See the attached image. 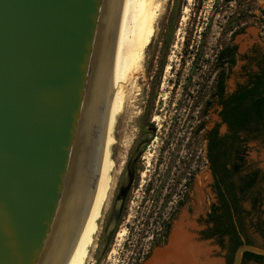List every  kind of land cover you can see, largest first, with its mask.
<instances>
[{"label": "water", "instance_id": "water-1", "mask_svg": "<svg viewBox=\"0 0 264 264\" xmlns=\"http://www.w3.org/2000/svg\"><path fill=\"white\" fill-rule=\"evenodd\" d=\"M114 1L0 0V264H65L79 238L100 174ZM239 234L229 264L264 255Z\"/></svg>", "mask_w": 264, "mask_h": 264}, {"label": "rangeland", "instance_id": "rangeland-1", "mask_svg": "<svg viewBox=\"0 0 264 264\" xmlns=\"http://www.w3.org/2000/svg\"><path fill=\"white\" fill-rule=\"evenodd\" d=\"M159 4L140 68L131 77L133 83L126 84L112 126L109 182L81 264H144L157 247L167 244L180 218L193 224L194 238L207 247L210 264H227V237L221 241L203 237L207 212L216 201L204 135L214 124L220 134L227 130L219 120V105L211 98L220 70L215 55L226 43L236 45V64L226 70V93L260 70L264 0H159ZM240 135L246 139L247 164L264 170V133ZM137 152L131 183L108 232L126 165ZM179 199L184 204L176 207ZM242 204L250 210L248 199ZM172 211L164 244L153 247L149 258L142 260ZM250 218L256 221L255 211L245 217L247 234L254 244L264 246V236L249 225ZM242 264H264V259Z\"/></svg>", "mask_w": 264, "mask_h": 264}, {"label": "trees", "instance_id": "trees-1", "mask_svg": "<svg viewBox=\"0 0 264 264\" xmlns=\"http://www.w3.org/2000/svg\"><path fill=\"white\" fill-rule=\"evenodd\" d=\"M229 1V0H225ZM215 64L219 66L211 98L219 105L218 116L226 124V132L220 134L218 125L214 124L204 135L205 156L215 180L216 201L211 203L207 212V227L203 237H217L219 241L227 237V264L233 257L235 248L241 243L239 232L246 242L254 243L247 234L245 217L251 210L255 211L256 221L250 218L249 225L264 236L263 197L256 204L249 200L250 210H246L243 202L251 199L254 193L261 188L264 177L259 169L251 168L244 159L246 139L241 133H264V89L262 71L264 59L258 72L249 76L245 84L238 85L232 92L226 93V70L236 64V45L231 42L224 44L215 55ZM226 64V67H223ZM210 101H207L208 104ZM199 128H202V124ZM191 173L190 178H192ZM187 181L186 184H189ZM264 189V188H263ZM184 196L187 198V192ZM184 204V199L177 201V206ZM175 211H172L164 221L163 232L156 237L151 246H158L165 242L170 220ZM247 259L260 261L264 255L245 251L242 262ZM242 264V263H241Z\"/></svg>", "mask_w": 264, "mask_h": 264}, {"label": "bare ground", "instance_id": "bare-ground-1", "mask_svg": "<svg viewBox=\"0 0 264 264\" xmlns=\"http://www.w3.org/2000/svg\"><path fill=\"white\" fill-rule=\"evenodd\" d=\"M159 6V0L114 1L109 35L107 123L100 174L92 207L65 264H81L94 230L95 219L109 182L112 126L125 99L126 84L129 86L133 83L131 77L140 68L144 47L149 40ZM192 229V223L180 218L173 224L167 244L156 248L144 264L212 263L213 260L207 258V247L195 240Z\"/></svg>", "mask_w": 264, "mask_h": 264}, {"label": "flooded vegetation", "instance_id": "flooded-vegetation-1", "mask_svg": "<svg viewBox=\"0 0 264 264\" xmlns=\"http://www.w3.org/2000/svg\"><path fill=\"white\" fill-rule=\"evenodd\" d=\"M205 158H206V156H205ZM206 162L208 164L207 158H206ZM208 168H209L210 176H211V179H212L211 189H213V191L215 193V198H217L216 190H215V187H214L215 180H214V177L212 175V172H211V169L209 167V164H208ZM261 171H263V172H261L260 175H262L264 177V170H261ZM263 181H264V179H263ZM263 188H264V186H261V188H259V190H257L256 193H254V195L251 197V199H248V200H252V201H254L257 204L259 202V200H260V197L262 196L263 197V206H262V209L264 210V189ZM263 220H264V218H263ZM254 229H255V227H254ZM165 240H166V237H165ZM163 244H160V245H163ZM153 247H155V246L152 245L149 248V250L143 254V256L141 257L142 260H145V259L149 258L150 253L152 252ZM249 260H252V259H249ZM253 261H255V260H253Z\"/></svg>", "mask_w": 264, "mask_h": 264}]
</instances>
